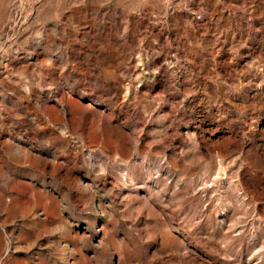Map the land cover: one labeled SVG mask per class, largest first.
Here are the masks:
<instances>
[{
    "label": "rangeland",
    "instance_id": "1",
    "mask_svg": "<svg viewBox=\"0 0 264 264\" xmlns=\"http://www.w3.org/2000/svg\"><path fill=\"white\" fill-rule=\"evenodd\" d=\"M0 264H264V0H0Z\"/></svg>",
    "mask_w": 264,
    "mask_h": 264
}]
</instances>
